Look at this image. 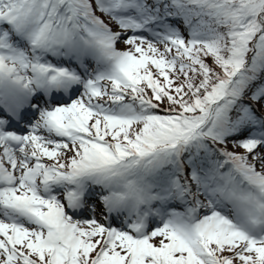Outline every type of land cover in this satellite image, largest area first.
Here are the masks:
<instances>
[{"label":"snow or ice","instance_id":"obj_1","mask_svg":"<svg viewBox=\"0 0 264 264\" xmlns=\"http://www.w3.org/2000/svg\"><path fill=\"white\" fill-rule=\"evenodd\" d=\"M0 264H264V0H0Z\"/></svg>","mask_w":264,"mask_h":264},{"label":"trees","instance_id":"obj_2","mask_svg":"<svg viewBox=\"0 0 264 264\" xmlns=\"http://www.w3.org/2000/svg\"><path fill=\"white\" fill-rule=\"evenodd\" d=\"M209 62H211V61H209ZM162 107H166V105H164V106H162Z\"/></svg>","mask_w":264,"mask_h":264},{"label":"rangeland","instance_id":"obj_3","mask_svg":"<svg viewBox=\"0 0 264 264\" xmlns=\"http://www.w3.org/2000/svg\"><path fill=\"white\" fill-rule=\"evenodd\" d=\"M120 47L123 48V45H121Z\"/></svg>","mask_w":264,"mask_h":264}]
</instances>
